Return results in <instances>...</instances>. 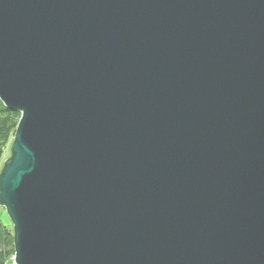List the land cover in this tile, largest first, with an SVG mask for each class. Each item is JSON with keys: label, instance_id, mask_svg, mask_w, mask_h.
<instances>
[{"label": "water", "instance_id": "obj_1", "mask_svg": "<svg viewBox=\"0 0 264 264\" xmlns=\"http://www.w3.org/2000/svg\"><path fill=\"white\" fill-rule=\"evenodd\" d=\"M13 264H264V0H0Z\"/></svg>", "mask_w": 264, "mask_h": 264}, {"label": "trees", "instance_id": "obj_2", "mask_svg": "<svg viewBox=\"0 0 264 264\" xmlns=\"http://www.w3.org/2000/svg\"><path fill=\"white\" fill-rule=\"evenodd\" d=\"M21 113L11 111L0 100V172L5 160L11 157L12 147ZM16 255L13 226L6 227L0 218V264H10L11 258Z\"/></svg>", "mask_w": 264, "mask_h": 264}, {"label": "rangeland", "instance_id": "obj_3", "mask_svg": "<svg viewBox=\"0 0 264 264\" xmlns=\"http://www.w3.org/2000/svg\"><path fill=\"white\" fill-rule=\"evenodd\" d=\"M10 155H11V148H10ZM3 165H4V164H3ZM2 169H3V168H2ZM0 218H1V220H2V223H3L6 227L11 228V226H12V222H11V220H9L10 218H9V216H8V213H7V211H6V208H5L4 206H2L1 204H0ZM14 259H15V257H12V258H11L10 264H13V263H14Z\"/></svg>", "mask_w": 264, "mask_h": 264}]
</instances>
